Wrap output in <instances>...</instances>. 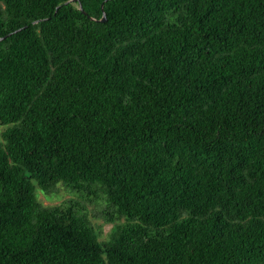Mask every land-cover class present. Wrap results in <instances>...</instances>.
I'll return each mask as SVG.
<instances>
[{
	"label": "trees",
	"instance_id": "trees-1",
	"mask_svg": "<svg viewBox=\"0 0 264 264\" xmlns=\"http://www.w3.org/2000/svg\"><path fill=\"white\" fill-rule=\"evenodd\" d=\"M0 125V264H264V0H0Z\"/></svg>",
	"mask_w": 264,
	"mask_h": 264
},
{
	"label": "rangeland",
	"instance_id": "rangeland-1",
	"mask_svg": "<svg viewBox=\"0 0 264 264\" xmlns=\"http://www.w3.org/2000/svg\"><path fill=\"white\" fill-rule=\"evenodd\" d=\"M5 127L0 125V141H2V132ZM100 186V185H99ZM97 196H90L85 192H78L69 187L64 183L59 182L53 188L51 192L44 193L41 189H37V195L41 203L46 206L58 204L66 199H73L83 206L88 213L89 219L96 229L100 240H108L111 236L113 223L108 222L103 215L102 209L105 207V194L103 190H100ZM120 224L121 220L114 222ZM114 224V225H115Z\"/></svg>",
	"mask_w": 264,
	"mask_h": 264
},
{
	"label": "water",
	"instance_id": "water-1",
	"mask_svg": "<svg viewBox=\"0 0 264 264\" xmlns=\"http://www.w3.org/2000/svg\"><path fill=\"white\" fill-rule=\"evenodd\" d=\"M102 7H103V5H102ZM85 13H86V11L85 10H83ZM107 20V16H106V13H105V11L103 12V17L101 18V19H99V21H106Z\"/></svg>",
	"mask_w": 264,
	"mask_h": 264
}]
</instances>
